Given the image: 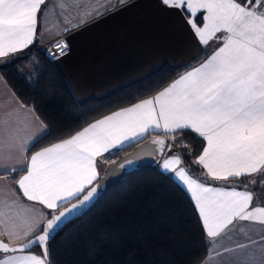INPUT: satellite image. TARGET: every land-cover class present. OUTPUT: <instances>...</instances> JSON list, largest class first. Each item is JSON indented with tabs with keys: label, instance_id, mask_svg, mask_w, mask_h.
I'll list each match as a JSON object with an SVG mask.
<instances>
[{
	"label": "snow or ice",
	"instance_id": "1",
	"mask_svg": "<svg viewBox=\"0 0 264 264\" xmlns=\"http://www.w3.org/2000/svg\"><path fill=\"white\" fill-rule=\"evenodd\" d=\"M161 3L186 11V22L203 45L217 39L222 46L154 97L43 147L24 167L0 165L6 172H25L17 186L28 201L42 206L39 211L15 203L0 206V236L8 238L0 239V264H51L46 247L49 237L97 194L93 183L99 175L97 157L126 143L145 140L153 132L167 138L151 140L153 154L162 160V170L171 172L187 189L213 243L237 219L264 225V207H250L251 192L211 183L253 174L264 179V0ZM46 5L47 0H0V58L22 52L36 42L39 16ZM56 48L64 55L67 44L58 42ZM49 55L56 58L51 52ZM41 129L42 133L30 140L32 147L51 135L42 124ZM185 131L205 142L193 163L206 170L202 175L208 179L191 175V169L181 166L180 152L173 151L179 145L185 149L183 155L191 158L188 146L177 139ZM75 200L79 204L72 203ZM69 203L71 208L59 211ZM34 246L42 249L40 255L32 253ZM259 264H264V254Z\"/></svg>",
	"mask_w": 264,
	"mask_h": 264
},
{
	"label": "trees",
	"instance_id": "2",
	"mask_svg": "<svg viewBox=\"0 0 264 264\" xmlns=\"http://www.w3.org/2000/svg\"><path fill=\"white\" fill-rule=\"evenodd\" d=\"M210 50L211 47H207L190 64L180 68L164 66L110 95L83 103L75 99L47 47L35 44L26 51L1 59L0 72L17 97L35 110L51 133L35 147H29L27 155L30 157L109 114L155 96L204 59ZM177 139L188 146L186 150L191 158L183 155L185 149L179 145L174 146L173 151L180 152L183 166L191 169L192 175L204 180L203 168L193 161L202 153L205 142L189 131L181 133ZM138 143L108 155L107 163ZM20 172L23 171L13 176L18 177ZM262 180L259 176L240 177L211 183L257 188ZM32 251L40 255L42 249L34 247ZM208 251L209 238L193 201L159 165L126 174L121 183L110 187L88 211L48 242L51 264H201Z\"/></svg>",
	"mask_w": 264,
	"mask_h": 264
},
{
	"label": "crops",
	"instance_id": "3",
	"mask_svg": "<svg viewBox=\"0 0 264 264\" xmlns=\"http://www.w3.org/2000/svg\"><path fill=\"white\" fill-rule=\"evenodd\" d=\"M187 19L186 11L170 9L161 0H47L39 16L36 42L29 48L36 44L55 54L53 61L77 102L83 103L110 95L164 66L180 68L190 64L210 46L205 58L188 71L204 63L222 46L221 41L213 39L207 46L203 45ZM61 41L67 44L64 55L56 48ZM41 124L47 131L35 110L17 97L0 72V141L3 142L0 143V165L24 167L31 157L27 155L30 140L42 133ZM155 133L161 132L152 134ZM133 143H126L123 148ZM123 148H113L97 157L98 178L106 170V157ZM161 164L162 160L159 163L162 169ZM14 173L0 170V206L15 203L41 210L42 206L28 201L17 186L19 177L26 173L20 172L18 177L13 176ZM166 173L188 193L171 172ZM203 177L208 179L206 175ZM234 186L238 191L247 190L253 194L250 207H264V189H260V185L258 189L248 185ZM0 239L7 241L8 238L0 236ZM241 244L246 247H239ZM262 254L264 225L237 219L215 239V243L209 239L208 255L201 264H259Z\"/></svg>",
	"mask_w": 264,
	"mask_h": 264
},
{
	"label": "water",
	"instance_id": "4",
	"mask_svg": "<svg viewBox=\"0 0 264 264\" xmlns=\"http://www.w3.org/2000/svg\"><path fill=\"white\" fill-rule=\"evenodd\" d=\"M154 138L167 139L164 135L149 136L147 139L136 144L131 150L120 155L114 161L107 163L105 172L100 175L97 181L94 182V184L97 185V194L95 195V198L91 202L79 208L77 211L73 212L67 217V219L63 221L60 227L49 237L48 241L46 242L47 249L48 242L51 241L63 227L88 211L99 200V198L105 192H107L110 187L121 183L126 174L144 167L159 165L161 159L157 155L153 154V148L155 146L151 145V140ZM72 203L79 204V200H75ZM72 203L65 205V207L59 211H64L71 208ZM50 218L51 217H49V219Z\"/></svg>",
	"mask_w": 264,
	"mask_h": 264
},
{
	"label": "rangeland",
	"instance_id": "5",
	"mask_svg": "<svg viewBox=\"0 0 264 264\" xmlns=\"http://www.w3.org/2000/svg\"><path fill=\"white\" fill-rule=\"evenodd\" d=\"M259 188V187H258ZM257 188V189H258ZM260 189H264V181L262 180L261 182H260Z\"/></svg>",
	"mask_w": 264,
	"mask_h": 264
}]
</instances>
